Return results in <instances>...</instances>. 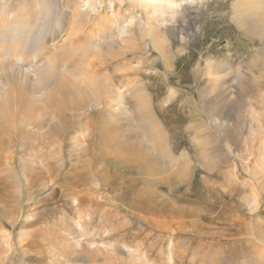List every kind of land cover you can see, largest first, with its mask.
Segmentation results:
<instances>
[{
	"label": "rangeland",
	"instance_id": "1",
	"mask_svg": "<svg viewBox=\"0 0 264 264\" xmlns=\"http://www.w3.org/2000/svg\"><path fill=\"white\" fill-rule=\"evenodd\" d=\"M1 1L7 2L10 12L18 2L58 5L61 28L48 38L45 55L62 39L72 9L81 4V0ZM235 2L203 0L200 29L184 43L168 36V53L173 56L169 66L149 40L143 44L149 50H128L123 57L95 60L92 66L96 73L115 72L117 85L128 75V69L127 74L116 73L123 64L141 69L137 74L163 126L164 143L178 160L185 154L186 162L170 164L157 157L132 120H107L104 113L109 112L100 113L99 108L87 115L69 112L62 118L64 126L48 124L51 129L41 136H25L24 145L17 135L8 141L4 137L9 145L0 146V264H112L104 253L88 248L86 258L77 249L63 253L72 232L100 245L119 244L140 253V262L117 264H264V65H252L262 45L235 20ZM115 4L117 10L129 8L127 3ZM108 5L105 10H110ZM45 18L38 27L47 22ZM86 23L84 37H77L79 44L88 42L85 33L93 29V21ZM61 60L60 71L66 73L64 68L73 62L66 66ZM208 62L212 63L207 66ZM30 63L15 68L28 71L25 66ZM220 63L230 65L223 72L227 76L231 71L225 76L229 84L243 64L255 79L248 75L243 86L236 82L208 88L214 71L210 67ZM84 122L94 126L97 136L79 155H71V138ZM114 130L120 135L131 132L123 136L136 150L129 155L105 153L109 139L116 137ZM254 198L259 200L256 205Z\"/></svg>",
	"mask_w": 264,
	"mask_h": 264
},
{
	"label": "bare ground",
	"instance_id": "2",
	"mask_svg": "<svg viewBox=\"0 0 264 264\" xmlns=\"http://www.w3.org/2000/svg\"><path fill=\"white\" fill-rule=\"evenodd\" d=\"M1 2L4 3L3 1ZM1 2V147L4 144V137H6L8 141L7 137H15V135H17L21 137V143L24 145L26 143L24 139L25 136L33 134L35 136H41L45 130L49 131L51 129L52 125L48 124L54 122L62 124V120L66 119L65 117L69 112L87 115L93 108H99V111H101L100 113H102V111L109 112L104 113L105 116L108 115V117L106 116L107 120L121 121V117H125L128 123L132 120L133 123H135L133 128H138L140 131L142 130L144 136L142 134H140V136L148 140L147 142L152 143L154 150L157 152V157H164L170 164H180L181 161L186 162L188 160L185 154L182 155L180 160L173 157V150L164 143L166 139L164 138L163 126L153 108L152 98L148 93L147 87L140 81L139 75L137 74L141 69L136 71L132 63L130 65L127 63L128 65L125 64V66L123 64V67H120L121 69H118L116 73L120 71L123 74V72L126 73L125 71L128 69V75H126V73V80L122 82L121 85H117L115 83L116 79L114 80V76H116L114 75L115 72L113 74L105 70L102 73L101 67H98L101 71L96 73V69L94 70L92 66H96L95 60L102 61L105 60L106 57L115 56L112 59L114 60L115 58L123 57V54L125 52L127 54L129 51L138 53L142 48H147V46H143V44L148 45L147 40L150 41L155 51L160 54V59L169 66L173 60V56L168 53V51H170V39L168 36L172 35L175 39L184 43L193 34L194 29H200L199 4H201L203 0H199L198 2L196 0L192 2L188 0H81V4L77 3L71 11L72 13L68 25L64 28V31H62V39L54 44L52 49L48 48L50 56L48 52L47 55L44 53L48 47L46 45L47 40L49 37H52L55 29L61 28L62 23L58 15V5L56 6V4H53V6L49 8L43 4L32 5L30 3L31 5H27L24 2L19 3L17 1L18 3L15 8L10 12L11 10L7 7V2L4 3L5 5ZM107 2L109 4L107 8H110V10H105ZM117 2L119 4L127 3L129 8L125 10L121 7L117 10L115 8V3ZM195 2L197 3L195 4ZM6 7L9 8V11ZM233 9V16H235V20L240 25L241 29L244 30L245 34L253 39H258L262 45L259 50L257 49V53H255L258 57V60L255 62L257 64L252 63V65H264V0H236ZM42 16L47 18V22L45 23L44 21L43 26L38 27L37 23L41 22ZM92 21L94 26L91 24L93 28L90 30L91 33H85L87 34L86 36L89 37V40H85L88 42H85V44L80 42L81 44H79L77 42V37L80 38V34L84 33L85 26L83 30V25L86 22L92 23ZM169 21H171L170 24ZM36 28H38L37 31H35ZM160 31H162L163 35ZM81 35L84 37L83 34ZM73 39L76 40L77 43H73ZM116 44L119 46L115 47ZM42 54L45 56L43 58L40 57V59L38 56ZM78 54L79 57L82 55L81 58L83 59L80 58L76 60L75 58L78 57ZM72 55L75 59L74 61L73 58H70ZM147 55H149V53H147ZM59 56L63 59H58ZM141 59H143V57ZM56 60L57 63L55 62ZM60 60L66 66L69 62H73L72 66L69 64V66L64 68H67L66 73H64L65 70H63L64 72L60 71L61 68L59 63L61 62H58ZM21 62L22 64L31 62L29 67L25 66L28 68V71H26L27 69L21 70L22 67L20 69L15 68V65L21 64ZM107 63L108 62H106V64ZM210 63L212 62H208L207 66ZM56 64L58 66H56ZM106 64L104 63L103 67ZM243 65H240L241 69L238 68L239 76L237 74L235 80L232 79L233 81L229 79L230 84H236V82L240 84L244 83L248 75H253L248 74V70L244 71L245 66L243 67ZM142 66H144V64H142ZM210 68L214 69V71L212 74L210 73L211 77L208 79V88L225 87L226 85L228 87L232 86L228 83V79L226 80L225 78V70H230L229 64L220 63ZM131 71L136 73L131 75L129 73ZM200 71L199 69L198 72ZM224 71L225 73H223ZM120 72L118 73L120 74ZM229 72L227 76H229ZM260 72L262 71L260 70ZM5 74L8 75L5 76ZM254 76L255 74L251 78H254ZM245 84L244 86H247ZM229 95L228 93V97ZM230 98H232V96ZM133 110H135V112H133ZM84 123L78 125V132L71 138L73 142L71 155H73L72 153H77L79 155V152L84 151L87 146H90L97 136L94 126L91 125L90 122L88 126ZM138 129H135L134 132H137ZM113 132H115V130ZM117 134L119 133L116 131L114 133L116 137L112 140L109 139L111 142H107V147H104L105 153L112 156L115 152H122L120 154L129 152V155L130 152H134L133 149L136 150L135 147L131 148L133 151L129 148L131 143L128 140V136L131 135V132L129 135L128 132L124 133L128 135L127 137L123 136L124 134H119L120 136ZM7 141L4 146L9 145ZM63 144L64 142L62 140V142H60L61 149L63 148ZM123 151H126V153H123ZM139 154L141 155L140 151ZM8 158H10L9 155L7 156V159ZM143 158L140 159L144 161ZM61 161L62 160H60V162ZM261 167L262 170H264V159L261 163ZM253 201L254 205L259 202L257 198H254ZM80 234L79 236L76 232L68 234V236H71V238L68 237L71 239V242L63 246V253L68 254L72 252L73 249H77L86 258L88 253L86 250L89 249L90 251L95 250L104 253L108 261L112 264H117L119 262H140V253L138 251H132L127 246H121L119 244L109 243V245L106 243L107 245H100L95 239L88 238L85 234ZM83 237L85 238L83 239ZM58 249L60 248H57V251ZM68 264L72 263L68 262Z\"/></svg>",
	"mask_w": 264,
	"mask_h": 264
}]
</instances>
